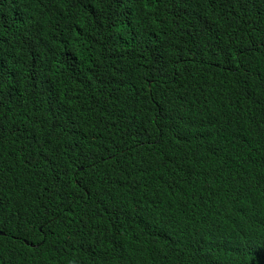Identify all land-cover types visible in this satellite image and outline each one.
Masks as SVG:
<instances>
[{
    "label": "trees",
    "instance_id": "trees-1",
    "mask_svg": "<svg viewBox=\"0 0 264 264\" xmlns=\"http://www.w3.org/2000/svg\"><path fill=\"white\" fill-rule=\"evenodd\" d=\"M0 264H264V0H0Z\"/></svg>",
    "mask_w": 264,
    "mask_h": 264
},
{
    "label": "clouds",
    "instance_id": "clouds-1",
    "mask_svg": "<svg viewBox=\"0 0 264 264\" xmlns=\"http://www.w3.org/2000/svg\"><path fill=\"white\" fill-rule=\"evenodd\" d=\"M29 20H33L29 16ZM19 26H14L12 29L7 28L5 23H1V28L5 31L3 37L11 40L16 45L27 47L33 45L39 36H29L26 32L27 19L22 15ZM17 27H22V32L18 37L12 36V31ZM77 89H64L61 96L67 103L68 107L59 115V124L56 129L47 134L50 135L55 131L60 136V141L71 142L68 139L69 134H74L76 137H82L86 132L92 129V122L100 124L101 119L106 116V96L105 89L100 87L92 90L89 83L83 81L76 86ZM72 143V142H71Z\"/></svg>",
    "mask_w": 264,
    "mask_h": 264
},
{
    "label": "water",
    "instance_id": "water-1",
    "mask_svg": "<svg viewBox=\"0 0 264 264\" xmlns=\"http://www.w3.org/2000/svg\"><path fill=\"white\" fill-rule=\"evenodd\" d=\"M3 233V232H2Z\"/></svg>",
    "mask_w": 264,
    "mask_h": 264
}]
</instances>
